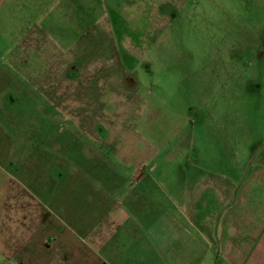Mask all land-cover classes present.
Returning a JSON list of instances; mask_svg holds the SVG:
<instances>
[{"label":"rangeland","instance_id":"1","mask_svg":"<svg viewBox=\"0 0 264 264\" xmlns=\"http://www.w3.org/2000/svg\"><path fill=\"white\" fill-rule=\"evenodd\" d=\"M39 9L57 41L32 66L58 62L61 82L66 58H82L75 80L59 84L58 117L49 104L26 106L28 167L39 144L56 161L55 144L60 170L104 179L108 194L119 178L145 177L153 196L173 194L181 177L231 180L240 209V195L264 194V0H43ZM80 20L88 27L74 31ZM38 111L43 120L29 119Z\"/></svg>","mask_w":264,"mask_h":264},{"label":"crops","instance_id":"2","mask_svg":"<svg viewBox=\"0 0 264 264\" xmlns=\"http://www.w3.org/2000/svg\"><path fill=\"white\" fill-rule=\"evenodd\" d=\"M42 2L0 0V264H264V194L240 195L244 207L236 208L231 180L181 177L183 187L173 194L153 196L141 189L151 177L119 178V189L108 194L104 179L76 176L67 163L61 167L70 173L64 174L55 144L50 152L56 161L50 153L44 161L39 144L28 167V145L20 139L26 136V106L49 104L50 115L58 117L59 84L75 80L74 58H82L65 57L61 82L58 62L32 66L35 56H52L49 43L57 41L39 26ZM72 24L79 31L89 23ZM43 118L40 111L29 114L34 121ZM259 182L264 186V178ZM200 185L205 193H198ZM255 197L256 208L248 202Z\"/></svg>","mask_w":264,"mask_h":264}]
</instances>
